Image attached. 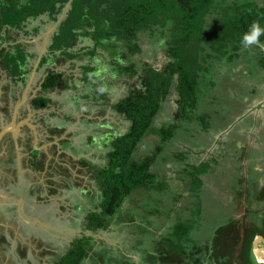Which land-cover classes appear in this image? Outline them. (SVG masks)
<instances>
[{
	"label": "trees",
	"instance_id": "1",
	"mask_svg": "<svg viewBox=\"0 0 264 264\" xmlns=\"http://www.w3.org/2000/svg\"><path fill=\"white\" fill-rule=\"evenodd\" d=\"M68 1L0 0V64L15 80H27L32 70V66L26 64L28 58L37 56V53L27 51L24 42H18L20 33L38 34L41 24L33 25L32 23L39 19L44 22L43 15L55 22ZM254 21L264 28V2L256 0H73L51 44V50L62 49L58 55L60 57L58 61L64 63L70 59L85 60L88 57L89 63L82 66L84 80H89L90 86L99 87L97 91L103 99L108 96L100 89L106 88L107 84L102 83L104 79L97 78V73L100 74L104 70L112 75L125 74L126 77L135 79L133 82L130 81L127 95L111 105L114 111L130 122L128 130L120 132L119 136L113 140L107 165L98 167L89 161V169L93 171L91 177L99 183L102 193L98 208L90 211L87 216L88 231L108 230L121 213L126 198L137 190L144 189L148 193L151 189L159 188L157 181L161 177L159 172L153 171V166L157 156L169 143L191 150L193 155L188 153L189 159L198 155L203 156L204 150H198L200 143L206 147L209 146L208 150L217 145L219 137L212 133V124L216 123L221 113L224 114L226 99L222 100L221 97L224 98L229 90L226 88L227 91L216 94L215 88L219 84L217 77H214L216 71H213L211 63L208 67L204 64L208 59L212 60L216 56L218 59L225 58L229 62H239L241 50L244 48L241 39ZM28 24L32 25L30 30L26 29ZM86 39H90L91 43L80 46L77 51H74V48ZM142 39H146L145 41L150 44L155 43L157 45L155 52H162L155 57V62L140 61L135 58L144 51ZM161 40L164 41L163 44L160 43ZM259 40L263 42L264 35H261ZM5 41L10 42L9 48L3 46ZM92 45L94 46L91 47ZM88 46L89 49L85 51ZM98 48L109 52L114 59L113 62L118 61L113 70L93 64L92 60L95 59ZM54 56L57 55L54 54ZM43 61L48 62V59L44 58ZM51 61L54 62V59ZM209 76L211 79L207 80ZM226 80L231 79L229 77ZM65 81L64 73L54 69L44 78L41 85L44 94L35 99L34 105L43 107L51 103L52 98L46 96L47 93L66 83ZM225 81L223 84L226 87L229 85L230 89L231 82ZM205 85H210L215 92L214 95H209L210 98L213 97L214 104L212 109L203 107L202 110L199 95L201 96ZM233 86L238 87V84ZM90 95L89 93V97ZM254 98V96L250 97L249 104L252 100L254 101ZM167 99H169V105L165 104ZM219 100H221L220 103L217 102ZM208 104H210L209 101ZM261 105L262 102L258 104V106ZM246 106L238 108L237 112H242L243 116L245 111L250 113L248 110L243 111L247 109ZM105 107L103 105L101 114L106 112ZM199 109L200 114L196 113ZM157 117H162V122L169 121H164L161 126L156 127ZM181 128L187 133L193 131L185 137L186 142L178 141L174 137L176 131ZM150 135L156 137V141L146 142L147 153L145 152L139 158L136 157V151L141 143ZM223 142L219 144L223 145ZM149 145L152 152L149 151ZM231 145L237 148V144L232 139ZM192 147L197 149L192 150ZM177 158L186 159L185 155L179 153ZM190 166L188 164V167ZM177 175H181V171L176 172ZM162 184L160 187L163 190L168 187V184L170 186L169 177ZM159 202L162 203V198ZM128 218H125L123 222L134 221L133 217L127 221ZM146 228L150 231L149 226ZM162 236L152 232L148 241L154 244L156 239L157 244V239ZM94 239L95 237L91 235L76 238L69 250L53 264H82L90 257H97L99 264H106L107 255H102V250L95 249ZM159 243L155 245L154 250L143 249L146 255L144 264H181L180 258H171V248L165 240ZM116 257L119 256H111L112 264H135L128 259L119 260L120 257L116 261ZM196 264L201 263L196 261Z\"/></svg>",
	"mask_w": 264,
	"mask_h": 264
},
{
	"label": "flooded vegetation",
	"instance_id": "2",
	"mask_svg": "<svg viewBox=\"0 0 264 264\" xmlns=\"http://www.w3.org/2000/svg\"><path fill=\"white\" fill-rule=\"evenodd\" d=\"M42 18L44 22L38 23L43 28L51 30L52 26H48L51 20L45 15ZM29 26L28 24L26 29L30 30ZM58 30L59 26L56 30H52L47 50L42 54L35 79L32 82L31 74L43 50L37 53L36 58H28L26 64L31 65L32 70L26 81L15 80L10 72L0 64V133L5 131L0 140V264L4 262L6 264H24V261L37 254L36 244L43 243L45 245L47 240L50 241L53 238L60 244V250H58L60 253L62 244L69 243L71 246L76 238H81L84 235L95 237L96 244L100 241L95 235L102 231L91 232L86 229L87 216L92 210H89L87 203L84 202V200L86 202L89 200V203L93 202V207L99 206L101 203V194L91 192L89 188V181L93 180L91 177L93 171L89 169V161L93 164L97 162L92 158V155L89 156V151L79 144V142L83 144L84 139L81 138L77 141L72 136L74 131L72 125L81 124L84 117H89L90 113L98 119L102 116L112 118L117 112L112 109L111 105L116 101L112 102L111 98H100V100L96 98V101L103 102L102 104L96 103L99 106L98 109L92 108L89 110L90 112L86 110L85 112L89 114L84 112L78 114L79 110L74 108L75 106L71 107V103L69 106L72 109L63 110L59 107L61 102L59 95L54 96L52 92H48L45 95L52 98L51 103L43 107L34 105L35 99L44 94L41 86L44 78L54 69L63 72L66 80V83L59 86V91L62 88L71 89V86L78 85V82L84 83L86 90L89 89V80H84L82 70L83 64L89 63V58L86 57L85 60L74 58L60 63L58 55L62 49L51 50V44ZM23 36L27 51L36 53L35 36L32 34H23ZM87 40L89 41L86 39L76 47L88 45ZM9 45L10 42H3V46L9 48ZM75 48L74 51H77ZM87 49L89 46L86 47ZM54 54L57 56L55 57ZM44 58H47L48 62H44ZM51 59H54V62ZM62 65H66L67 68H61ZM76 67L82 70L81 79L75 78V73L71 72V69H76ZM99 75L96 74L97 78ZM29 84H31L30 87ZM227 89L230 91L228 87ZM97 93L100 92L97 91ZM92 95L89 97L87 92L83 95L82 100H92ZM68 99L71 100V97ZM253 104L254 102L251 101V108L248 106L247 109L252 116H255V125L258 127V132L261 133L264 131V116L261 115V113L264 114V111L261 112L264 105L253 106ZM103 105L106 106V112L101 114ZM120 116L125 121L123 115ZM6 128L8 130H5ZM217 128L219 131L212 129V133L220 137L223 127ZM246 130V127H241L238 131L226 128L225 132L230 137L228 142H223V145L217 144L209 150V146L206 147L202 143L198 147L199 150H204L202 160L207 159L210 155L211 158L217 157V154L220 158H224V155H228L230 151L240 150V153L237 151V155L231 156L230 160L236 164L242 163V165L237 166L238 172L235 177L229 175L224 177L223 189L225 188L228 192L224 190V193L221 194L228 206L230 204L232 215L224 223L219 225L218 222L212 232L213 235H209L205 239L191 238L189 234L182 237V232L177 231L179 230L177 223L179 221L190 223L189 218L193 216L184 210L181 212L177 209L179 219L173 227L169 220L172 212L176 213L173 211L176 208L168 211L165 219L162 216L150 215L152 222L149 229L155 235H166L162 236L160 241L162 242L164 239L166 243H169L171 258H180L181 264H196V261H200L201 264H264V172L262 171L264 162L256 165L259 177L245 171L243 166L248 158L251 159L250 156H253L252 149L248 150V144L251 142L253 144V140L249 136L247 138L242 132ZM120 132L122 131H117L114 128L113 132L109 133L112 143ZM231 139L237 144V148L231 146ZM112 143L107 148V154ZM54 147L55 151L52 152ZM250 148H252L251 145ZM196 149L197 147H192V150ZM215 150L216 154L213 153ZM226 150L227 154H225ZM212 164L218 165V163ZM224 164L226 163L224 162ZM211 168L214 171V167ZM182 175H180L181 178L176 176L175 179H170L172 187L184 186L187 180ZM84 190L89 191L83 193ZM186 197H188V192ZM75 198L79 199L73 204ZM181 201L177 199L176 206ZM166 203H168L167 198H164L161 206ZM84 208L88 210V214L83 217L81 213L85 211ZM81 217L84 222L79 223L78 220ZM116 219L117 217L112 225L115 224ZM76 227H78L77 230ZM181 227L184 231H189L186 225L183 224ZM136 236L137 238L141 237V232ZM122 245L117 249V252H120L118 255L120 259H128L135 264H144L146 255L143 249L152 250L153 243L148 241L137 244V247L134 246L127 252L124 249L127 244ZM123 250L126 254H122Z\"/></svg>",
	"mask_w": 264,
	"mask_h": 264
},
{
	"label": "rangeland",
	"instance_id": "3",
	"mask_svg": "<svg viewBox=\"0 0 264 264\" xmlns=\"http://www.w3.org/2000/svg\"><path fill=\"white\" fill-rule=\"evenodd\" d=\"M256 1H261V3L264 2V0ZM34 22L35 23H33V25L39 24L38 22H40V19ZM56 23L57 22L53 23L51 20L49 21L48 26L51 25L52 27H54ZM29 27L31 28L32 25H30ZM57 28L58 27H55V29L52 30H56ZM47 29L48 28H43L41 26L38 34H32L33 36H35L34 40L37 44L36 53H39L40 50L44 49L43 45L46 41L45 33L49 31ZM23 40V33H20V38L18 42H24ZM145 40L146 39L143 40V46H145L143 53L135 56V58L140 61L146 60L155 62V57L157 55H161L162 52H155V48H157V45L155 43L150 44L148 41L146 42ZM48 42L49 40L47 41V43ZM86 42L90 44L91 40L89 39V41L87 40ZM93 46L94 45H92L91 47ZM78 48L79 47H76L75 50H77ZM159 51H162V49H159ZM113 61L114 60L110 56L109 52L98 48L97 54L95 55V59H93V64L100 66L101 68H105V66H107L110 67L111 70H113V68L116 66V62H118ZM158 63L159 62H157V64ZM209 63L212 64L213 71H216V75L214 77H217L216 79L219 80V84L215 88L216 94L219 92L222 93L225 90L227 91L226 88L229 87V85H227L226 87V85L223 83L229 77L231 79L230 81L226 80L227 82H231L230 91L224 98L221 97L222 100L226 99V110H224V114L221 113L220 118L216 121V123L212 124V129H215L218 132L219 129L217 127H223V129L231 128L232 130L238 131L239 128L246 127L247 130L242 132L246 135L247 138L249 136L250 139L253 140V144L255 147L253 146L252 142L251 144H248V150L252 149L253 156H250L251 159L248 158L247 162L245 163V166L243 167L247 173L250 172L255 176L259 177L258 167H256V165L260 162H264V131H261V133L258 132V127L255 125V116H252L247 111L243 113V116L242 112H237V109L244 108L246 105L250 106L251 102L249 104V100L252 96L255 97L254 101L252 100L254 102L253 106H257L261 102L264 105V41H260L259 46L252 45L250 48H243L241 50L239 62H229L225 58L218 59V56H216V58H213L212 60L208 59L206 63L203 64L207 65L208 67ZM61 68H67V66L62 65ZM71 72L75 73V78L78 77V79H81L80 77L82 75V70L79 67H76V69L73 70L71 69ZM99 76L100 77L98 78L104 79L102 81L104 82V84H107V87L104 88L105 90L103 91V93L107 94L108 99L111 98L112 102H115L126 96L129 91L128 88L130 85V81L133 82L135 80L134 78L131 79L129 77H126L125 74L111 75L109 74V72L104 70L101 71ZM209 79H211V76L207 77V80ZM237 84L238 87L233 86ZM58 88L53 90L52 94L54 96H56L57 94L59 95L61 101L59 103V107H61L63 110H68L69 108L72 109L71 107L75 106L74 108H77L79 110L78 114H80L81 112L86 113V110L90 112L89 110H92V108L96 110L99 107L98 105H96V103L98 104L101 98V94L97 93L99 87L89 85V89L86 90V86L84 85V83L78 82V85H72L71 89L62 88L61 91H59ZM87 92L93 94L92 100L83 101L82 97ZM214 93L215 92L210 85H205L202 88L201 96L199 95L200 107H202V110L203 107L208 109L213 108L214 99H212L213 97L210 98L209 95H214ZM68 97H71V100H69ZM96 98H99V100L96 101ZM208 101L210 104H208ZM217 102L220 103L221 100ZM70 103L71 107L69 106ZM99 103L102 104L103 102ZM165 104L169 105V99L165 101ZM248 106L246 107L248 108ZM262 109L263 110H261V112L264 111V106H262ZM244 110L249 109L245 108L243 109V111ZM196 113L200 114L201 110H197ZM261 115L262 117L264 116L263 113H261ZM169 117L170 116L168 115V118ZM161 119L162 117H157L155 123L156 127L161 126L164 121H169L163 120L162 122ZM129 125L130 122L126 119L124 121V119L121 118L119 113H115L112 118L102 116L99 119L95 117L94 114L90 113L89 117H84L81 124L72 125V128L74 130L72 136L75 137L77 141H79V139L81 138L84 139L83 144H81L80 142L79 144L82 145L85 149H87V151H89V156L92 155V158L96 160V165L98 167H102L109 163L107 148L112 143L110 139L111 136L109 137V133L111 134L114 128L117 131L121 130L122 132H126L129 128ZM107 126L110 128H108ZM192 132L187 133L185 129L181 128L179 131H176L174 137L178 141H185V137L190 135ZM150 140L156 141V137L152 135L147 136L145 141L141 143L139 149L136 151V157L139 158L140 156H142V154L146 152V142L149 143ZM229 140V135L225 131H223L222 135L218 138L219 142L217 144L221 143L222 141L228 142ZM250 145L252 146V148H250ZM148 147L149 151L152 152L151 146L149 145ZM52 149V152H54L55 147ZM182 150H186L185 147L174 146L172 142L169 143L166 146V149L157 156L156 162L153 166V171L159 172V176L161 178H158L157 184L162 186V182L168 180V177L169 179H175L176 172L181 171L182 175V171L185 170L182 175V177L186 178L187 180L184 186L174 188L171 185L169 186L168 184V187H166L165 190L158 186L159 188L157 189H151V193H146L144 189L137 190L132 195L126 198L124 207L121 213L117 216L115 224L110 226L108 230L102 231L101 233L95 235L96 238L100 240L96 244L95 249H98L100 251L102 250V255H107L105 259L106 264H112L110 261L112 255L113 257L120 255V252L118 253L117 249L118 247L123 246L122 244H127V247L124 248L127 252L129 250H132L134 246L137 247V244H143L144 242H148L149 237L152 236V231H149L146 228L152 221L150 215H154L156 217L162 216L163 219H165V217L168 215V211L170 212L172 209L176 208V210H173L176 211V213L174 214L172 212L171 216V219L174 222L171 219L169 220L171 222V226L173 227L175 222L179 219V217L177 216L179 211L177 209L181 210V212L183 210L186 213L190 212V214L193 215L189 218L190 223H181V221H179L177 225L179 226V229L182 232V237H185L184 235L188 236L189 234L191 238L200 239H205V237L213 235L212 232L214 231L215 226L218 224V222L220 225L232 215L231 208L229 207L230 204L228 206L221 194L224 193L225 190V188L223 189L225 181L224 177H227L228 175L230 177H235L238 172L237 166L242 165V163L236 164L230 160L232 159L231 156L235 155L237 152L233 150L228 155H224V158H220L219 154L216 155L217 157L213 158H211L210 155L207 159L202 160V156L199 155L198 157L195 156L194 158L189 159L188 153L193 155V152L191 150H186L185 152H183ZM239 151L240 150L238 149V153H240ZM178 153L180 155H185L186 159H178ZM213 153L216 154V150L213 151ZM225 154H227V150L225 151ZM224 162L226 164L223 165ZM212 163H218V165L214 166ZM188 164L191 165L190 168L185 169L186 167H188ZM212 166L214 167V171L211 170ZM262 169V171L264 172V166H262ZM177 176L181 178L180 175ZM89 188L91 192H95L97 194L102 193L99 183L94 178L93 180L90 179ZM88 191L89 190H84L83 193H88ZM187 192L188 197H186ZM217 193L218 195H216ZM82 197L86 198V196L84 195H82ZM161 198L162 202H164V198H167L168 203H166L164 206H161L162 203L159 202V199ZM78 199L75 198L73 204L78 202ZM177 199H180L182 201L176 206L175 203ZM84 202L87 203L89 210H94L98 207V205H95V207H93V202L89 203V200L88 202L84 200ZM87 214L88 210H85L81 213L83 217ZM130 216L131 218H134V221L129 220L131 219L128 218ZM125 218H128L127 221L129 220L130 222L124 223L123 221ZM82 219L83 218L81 217L78 220L80 221L79 223L84 222L82 221ZM183 224L187 226V229H189V231H184L183 227H181L183 226ZM139 226H142V228H140ZM77 229L78 227H76V230ZM140 229H142V231H140ZM140 232L141 237L137 238L136 234ZM160 239H157V244L156 242H154L153 246L151 247L153 250L156 248L155 245L160 244ZM140 241L142 243H140ZM167 244L169 245V243ZM69 246V243L62 244L60 253L58 251L60 250V244L58 241L54 240V238L50 241L47 240L45 245H43V243H38L35 245V247L37 248V254L31 256L29 260L24 261V264H52L55 259L60 258V256L69 249ZM106 250H108L107 253ZM122 254H126L124 250L122 251ZM117 258L119 257H116V261H118ZM82 264L99 263L97 261V257H90L85 259Z\"/></svg>",
	"mask_w": 264,
	"mask_h": 264
},
{
	"label": "clouds",
	"instance_id": "4",
	"mask_svg": "<svg viewBox=\"0 0 264 264\" xmlns=\"http://www.w3.org/2000/svg\"><path fill=\"white\" fill-rule=\"evenodd\" d=\"M264 35V28L260 26L258 22H253L248 31L243 35L241 39V44L244 48H250L252 45H260V36ZM161 44L164 43L163 40L160 41ZM105 89L101 88L100 91L103 92Z\"/></svg>",
	"mask_w": 264,
	"mask_h": 264
},
{
	"label": "water",
	"instance_id": "5",
	"mask_svg": "<svg viewBox=\"0 0 264 264\" xmlns=\"http://www.w3.org/2000/svg\"><path fill=\"white\" fill-rule=\"evenodd\" d=\"M72 2H73V0H69V1H68V3H67L66 6L64 7V9H63L61 15L59 16V18H58V20H57V23L54 25V27H51V30H49L48 32L45 33L46 41H45V43H44V45H43L44 49H43L42 53L39 55V58H38V60H37V62H36V66H35V68H34L32 74H31V82L33 81V79H34L35 76H36L37 66H38V64L40 63L41 59H42V54H43L44 50H45V51L47 50V41L49 40L50 36L52 35V29H55V27H58V26L61 24V22L66 18L67 14H68V11L70 10V8H71V6H72ZM48 74H49V73H48ZM48 74H47V75H48ZM47 75H46V76H47ZM30 86H31V84H29V87H30ZM29 87H28V88H29ZM5 130H8V128H6ZM4 132H5V131H2V132L0 133V140H1V138H2V136H3V134H4Z\"/></svg>",
	"mask_w": 264,
	"mask_h": 264
},
{
	"label": "crops",
	"instance_id": "6",
	"mask_svg": "<svg viewBox=\"0 0 264 264\" xmlns=\"http://www.w3.org/2000/svg\"><path fill=\"white\" fill-rule=\"evenodd\" d=\"M250 108H251V105H250ZM69 248H70V247H69ZM58 259H59V258H58ZM58 259H55V261L58 260ZM55 261H54V262H55ZM54 262H53V263H54ZM53 263H52V264H53ZM3 264H6V262H4ZM12 264H14V263H12Z\"/></svg>",
	"mask_w": 264,
	"mask_h": 264
}]
</instances>
